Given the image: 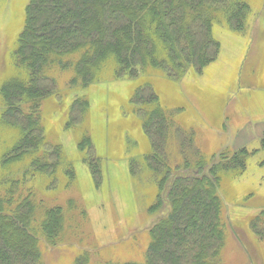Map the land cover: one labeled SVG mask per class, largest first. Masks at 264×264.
Segmentation results:
<instances>
[{"label":"trees","instance_id":"obj_1","mask_svg":"<svg viewBox=\"0 0 264 264\" xmlns=\"http://www.w3.org/2000/svg\"><path fill=\"white\" fill-rule=\"evenodd\" d=\"M250 14L244 0H29L19 34L10 39L0 33V264H43L40 236L55 247L69 209L86 218L85 206L74 199L66 211L38 196L61 188V179L64 190L76 181L74 163L42 106H65L62 131L80 132L78 151L99 187L103 159L88 125L92 104L78 94L110 80L140 81L128 107L149 150L131 160L130 171L154 178L158 192L150 212L161 214L150 228L143 262L106 264H222L226 224L219 189L226 178L244 175L254 152L227 147L208 158L196 132L178 121L180 110L161 103L148 77L180 81L190 71L202 74L221 52L215 24L245 34ZM56 65L74 71L68 90H58L48 74ZM173 142L179 162L171 156ZM233 225L241 239L249 234L264 242V211L247 226ZM73 264H91L90 254Z\"/></svg>","mask_w":264,"mask_h":264},{"label":"rangeland","instance_id":"obj_2","mask_svg":"<svg viewBox=\"0 0 264 264\" xmlns=\"http://www.w3.org/2000/svg\"><path fill=\"white\" fill-rule=\"evenodd\" d=\"M28 1L0 3V24L7 25V30L0 33L10 39L19 34ZM244 1L251 7L246 33L233 32L226 23L215 24L214 37L221 44V52L202 74L190 71L180 81L158 74L148 77L161 103L180 110L178 121L196 132V144L208 158L227 147L246 146L254 152L244 175L226 178L219 189L226 224L222 264H264V242L251 239L249 234L241 239L238 227L233 225L247 226L250 217L264 211V0ZM48 74L56 80L58 90L71 87L73 70L56 65ZM139 82L110 80L78 94L86 95L92 104L88 125L103 159L99 187L78 151L80 132L62 131L65 106H42L54 137L74 163L76 181L64 190L66 179H61V188L38 196L50 207L66 206L74 199L78 207L84 205L87 210L86 218H82L80 209H69L66 232L57 246L52 247L40 236L43 264H73L84 253L90 254L91 264L144 261L150 228L161 213L150 212L158 192L154 178L150 174L133 176L130 171L131 160L149 150V141L140 125L134 124L128 107L131 92ZM170 151L179 162L176 142Z\"/></svg>","mask_w":264,"mask_h":264}]
</instances>
